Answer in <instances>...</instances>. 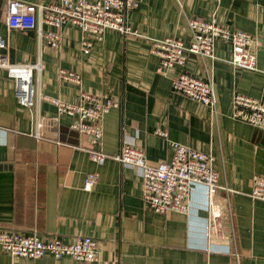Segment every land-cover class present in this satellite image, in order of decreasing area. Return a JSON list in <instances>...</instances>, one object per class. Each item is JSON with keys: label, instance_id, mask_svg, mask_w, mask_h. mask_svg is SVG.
Instances as JSON below:
<instances>
[{"label": "crops", "instance_id": "crops-1", "mask_svg": "<svg viewBox=\"0 0 264 264\" xmlns=\"http://www.w3.org/2000/svg\"><path fill=\"white\" fill-rule=\"evenodd\" d=\"M7 8L8 0H0V35L6 40L0 54L16 62L40 60L43 68L35 76L32 109L17 102L15 81L0 68V229L36 231L44 239L66 242L90 236L100 254L93 263L48 254L30 259L0 246V264H264V200L251 196L254 176L264 175V128L232 117L236 93L264 101V0H139L127 12L138 35L116 29L102 38L89 34V51L79 25H64L55 47L36 28L9 26ZM195 15L217 17L253 34L258 69L235 66L230 42L218 38L215 57L204 61L189 53L184 66L160 70L152 40L181 35L189 41L188 19ZM62 67L80 72L82 84L61 78ZM182 71L211 76L217 117L208 106L174 91L173 80ZM82 90L121 104L104 115L96 146L92 136L71 127L75 117L60 114L43 98L77 103ZM42 118L45 131L36 138ZM173 141L211 154L220 183L235 192L218 190L211 196L206 185L195 184L188 214L149 209L139 169L112 156L128 143L158 165L172 158ZM93 147L106 154L103 162L92 160ZM90 173H98L99 181L87 191Z\"/></svg>", "mask_w": 264, "mask_h": 264}, {"label": "built area", "instance_id": "built-area-1", "mask_svg": "<svg viewBox=\"0 0 264 264\" xmlns=\"http://www.w3.org/2000/svg\"><path fill=\"white\" fill-rule=\"evenodd\" d=\"M139 5V0H55L50 3H30L25 0H8L9 26L19 29L36 28L52 46L61 43V29L68 23L81 27L85 34L83 48L89 51L92 40L89 34L102 38L108 29H116L125 35H138L136 29L127 18V12ZM42 23L53 26L43 29ZM190 29L189 41L181 35H170L152 40V51L160 58L159 69L176 65L184 66L189 53H195L204 61L215 57V42L218 38L230 42L232 47V63L241 68L257 70V52L251 46L255 37L241 28H232L222 24L217 17L207 19L191 16L188 19ZM6 46V40L0 35V48ZM0 68L15 81L17 102L29 109L35 105L36 73L43 68L40 60L35 62H16L10 60L6 53L0 54ZM60 77L82 84V74L76 70L62 67ZM174 91L196 100L218 115V95L215 83L209 74L199 77L180 72L173 80ZM44 99L55 104L60 114L75 117L71 127L81 133L92 136L93 145H99L103 137V118L111 109L120 107L114 99H102L82 90L77 103L44 96ZM232 117L248 122L256 127L264 128V101L236 93L233 98ZM45 120L37 123L34 132L36 138L43 137ZM158 134L166 136V132L158 130ZM172 158L158 165L148 163L145 152L128 143L119 153L112 156L123 165L138 168L143 178L144 200L149 209L157 213L176 211L184 214L190 212V199L195 184H204L213 196L218 190L228 194L235 192L227 184L220 183V172L212 165L214 157L206 152L173 141ZM92 160L103 162L106 154L94 147L90 151ZM99 181L98 173L86 176L84 189L90 191ZM251 196L264 200V175H255ZM215 211L213 214L218 215ZM0 246L12 256L30 259L51 255L60 259L70 256L79 262L93 263L99 260V244L90 236H77L72 242L58 237L44 239L35 231L23 234L14 230L0 229Z\"/></svg>", "mask_w": 264, "mask_h": 264}]
</instances>
